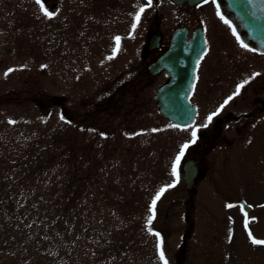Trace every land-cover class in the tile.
Segmentation results:
<instances>
[{"label": "rangeland", "instance_id": "1", "mask_svg": "<svg viewBox=\"0 0 264 264\" xmlns=\"http://www.w3.org/2000/svg\"><path fill=\"white\" fill-rule=\"evenodd\" d=\"M41 4L0 0V264H46L49 216L62 224L66 214L50 205L59 195L75 198L77 241L58 248L70 264H163L160 250L168 264H264V245L249 237L264 240V53L208 36L191 98L196 120L172 127L153 100L166 76L150 74L147 64L190 11L167 0H153L151 8L147 0ZM141 6L146 11L133 31ZM207 9L216 12L210 1L192 13ZM158 25L165 34L148 49L146 33ZM227 67L225 95L249 82L238 103L207 123L223 105L217 79ZM8 69L14 71L5 76ZM249 110V119L221 120ZM185 143L177 182L172 166ZM188 158L197 165L192 189L183 179ZM173 183L149 225L153 198Z\"/></svg>", "mask_w": 264, "mask_h": 264}, {"label": "water", "instance_id": "2", "mask_svg": "<svg viewBox=\"0 0 264 264\" xmlns=\"http://www.w3.org/2000/svg\"><path fill=\"white\" fill-rule=\"evenodd\" d=\"M183 1V0H176ZM229 4L247 20L251 6V46L264 51V13L261 0H228ZM249 41V40H246ZM205 38L200 27L194 30L193 36L187 38V28L178 27L174 30L168 47L148 65L151 74L163 71L167 76L154 91L153 99L162 115L179 126H186L195 120L196 106L192 104L190 97L193 92V84L196 80L197 60L206 50ZM160 43V35L153 34L148 41V48L157 47ZM183 179L188 188H193L197 166L194 159H186L182 165ZM244 211L250 210V206L240 199Z\"/></svg>", "mask_w": 264, "mask_h": 264}, {"label": "flooded vegetation", "instance_id": "3", "mask_svg": "<svg viewBox=\"0 0 264 264\" xmlns=\"http://www.w3.org/2000/svg\"><path fill=\"white\" fill-rule=\"evenodd\" d=\"M170 3H172L174 6H183L187 9V11L189 12V16L186 20L181 21L179 24H177L176 26H174L170 31H169V38L172 36V33L174 31V29L178 26H186L188 28V32H187V38H190L193 34V31L196 27L201 26L203 29V33L204 36L207 40L208 36L210 35H215L216 38L218 39H228V40H237V37L234 36L232 34V28L229 27L228 24H225L217 15V8H216V12H212L211 10L207 9V11H205V13L203 12V14L201 15L204 18H207V20H205L200 15L194 16V14L192 13V10L195 9L196 7H201L202 4H204L203 0H200L199 2H194L195 0H183L181 2L179 1H175V0H167ZM211 1V0H210ZM262 2H264V0H261ZM216 3H219L220 5V11L221 13L224 15L225 19L229 20L232 27H234L236 29L237 35L239 36L240 41L244 40H251V17H254V14H251V6H250V10L248 12V16H247V20L245 19V16L239 14L235 9H233L231 7V5L229 4L228 0H216ZM216 3H214L215 7H216ZM53 7H55L56 5H52ZM263 6V3L261 5V7ZM263 13H264V7H263ZM216 14V15H215ZM216 16L218 17V21H215L213 17L216 18ZM196 17V18H195ZM218 26L220 31H210L211 28ZM222 28V31H221ZM158 32L161 36V38L163 37V35L165 34V31L162 27H160L159 25L156 27L151 28L150 30L147 31L146 35L148 37H150L153 33ZM238 41V40H237ZM245 44L248 45L247 48L244 49H248L247 51L251 52V45L244 42ZM208 45V43H207ZM241 45V44H240ZM209 51V47L207 48V53ZM243 52V51H242ZM243 54H246L243 52ZM248 55V54H246ZM229 67L222 69L219 73V77H218V81L220 82L219 84V90L222 93L221 96H219L220 101L224 104V101L230 96V95H225L224 91L225 89V77L228 76V74L226 73ZM233 68V66L231 67ZM227 69V70H226ZM226 71V72H225ZM233 91V90H232ZM239 101L237 100V96H234V98L229 102V103H238ZM251 103V102H250ZM240 118V117H245L247 119H249L251 117V110L249 111H240L238 113H235L234 111H228L225 112L224 115L221 116V120H226L227 118Z\"/></svg>", "mask_w": 264, "mask_h": 264}, {"label": "snow or ice", "instance_id": "4", "mask_svg": "<svg viewBox=\"0 0 264 264\" xmlns=\"http://www.w3.org/2000/svg\"><path fill=\"white\" fill-rule=\"evenodd\" d=\"M36 2L38 4H41V0H36ZM203 2L205 4L209 3L210 0H203ZM212 3H216V0H211ZM248 3H252V0H248ZM153 5V0H147V7L148 8H151ZM216 8H217V15L219 16V18L225 23V24H228L230 28H232V34L234 36L237 37V40L239 41L240 38L239 36L237 35V32H236V29L234 27H232L231 23L229 20L225 19L224 15L221 13L220 11V5L219 3H216ZM41 9L43 11V14L47 17H51L53 15L52 12H49L47 11L46 9H44V6L43 4H41ZM146 11V8L144 6H141L138 11L136 12L135 14V17H134V23L132 24V30L135 31V29L137 28V26L139 25L140 23V20H141V16L145 13ZM120 40L121 38L119 36L115 37L114 38V41H115V47L113 49V54L115 55L119 50H120ZM205 45H207V41L204 42ZM240 44H241V47H244V48H247L248 45L245 44L243 41H240ZM249 50H252V49H249ZM207 54V51L205 50V52L201 55L200 59H203V55H206ZM111 59V57H110ZM199 63H200V60L198 59L197 60V67H199ZM14 71V69H8V71L5 73V76H7L10 72ZM254 75H259L258 73L257 74H254ZM248 80H245L243 83L237 85L236 87V91L235 93L233 94V96H229L225 101H224V104L220 106L219 109H217L216 112L210 114L208 117H207V123H210L213 119L214 116L218 115L219 112L234 98V96L236 95H239L240 92H241V89H243L245 87L246 84H248ZM193 88L195 87V85L193 84L192 86ZM61 119H63V117H61ZM9 123H15V121H9ZM207 123L204 125L205 127L207 126ZM172 127H176V125H172ZM152 131H156V129H153ZM191 136H192V140H191V143L192 144H195L196 143V140H197V130L196 129H193L192 132H191ZM190 147V145L188 143H185L181 146V149H180V152L179 154L176 156L175 158V161L173 163V166H172V175L176 178V181L178 182L179 180V171L178 169L180 168V164H181V160L184 158V155H185V152L186 150ZM171 187H175V184H170V185H167L165 188H161L156 196L153 198L152 202H151V205H150V212H151V215L148 217V224L151 225L152 223V220L155 218L156 216V205H157V202L160 200L161 196L163 195V193L167 190V188H171ZM227 207H233L232 205H227ZM247 218H246V221H245V228L247 229ZM157 236H159V233H156ZM249 237H250V240H251V243L254 244V245H264V240H259V239H256L252 236V233L249 232ZM162 243V242H160ZM160 243H158L157 247L160 248ZM159 258L161 261H163V264H168L167 260L165 259V256H164V252L162 250L159 251Z\"/></svg>", "mask_w": 264, "mask_h": 264}, {"label": "trees", "instance_id": "5", "mask_svg": "<svg viewBox=\"0 0 264 264\" xmlns=\"http://www.w3.org/2000/svg\"><path fill=\"white\" fill-rule=\"evenodd\" d=\"M50 205H56L59 210H62L66 214L62 215V224H59L57 216H52L49 219L50 224L53 226L47 228L46 234L42 236L45 241V263L46 264H70L71 259L66 256V253H62L58 250L61 241L76 242L77 233L73 229L76 222V215L71 212V209L75 206V198L72 195H59L57 198H53L50 201ZM57 211V208H54ZM58 222H57V221ZM67 235H70L69 238ZM37 242V237L35 239ZM56 262V263H55Z\"/></svg>", "mask_w": 264, "mask_h": 264}]
</instances>
